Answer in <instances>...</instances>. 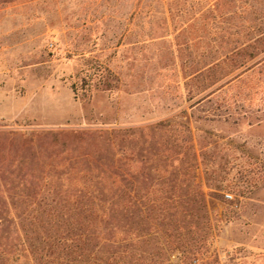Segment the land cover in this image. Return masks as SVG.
Masks as SVG:
<instances>
[{"label":"rangeland","instance_id":"1","mask_svg":"<svg viewBox=\"0 0 264 264\" xmlns=\"http://www.w3.org/2000/svg\"><path fill=\"white\" fill-rule=\"evenodd\" d=\"M247 5L0 0V208L13 201L10 174L39 175L38 162H53L46 136L32 133L115 132L111 144L84 143L71 155L124 156L132 187L159 203L165 191L193 209L198 199L188 190L200 188L209 228L204 264H264V88L256 83L264 55L230 83L201 92L195 81L198 64L214 62L233 41L227 32L244 29ZM223 99L240 102L223 106ZM170 138L179 144L166 152Z\"/></svg>","mask_w":264,"mask_h":264},{"label":"trees","instance_id":"2","mask_svg":"<svg viewBox=\"0 0 264 264\" xmlns=\"http://www.w3.org/2000/svg\"><path fill=\"white\" fill-rule=\"evenodd\" d=\"M246 2L244 29L227 32L233 41L224 43L217 60L198 64L195 81L201 92L228 77L229 83L240 78L244 70L233 74L264 55V0ZM257 63L262 68L257 71L256 83L264 88V58ZM247 87L239 83L234 86L242 91ZM222 88L224 85H219L209 95ZM220 102L228 106L240 100ZM116 135L90 131L32 133V138L46 136L53 155V162L46 166L53 168L45 171L46 166L38 162L42 170L39 175H9L14 188L6 192L13 193V201L0 208V264H172V257H178L177 264H204L199 251L206 244L209 228L200 188L191 185L188 190L190 197L198 199L193 209L178 205L174 199L179 196L165 191L159 203L147 199L144 190L132 187L129 161L124 156L105 161L98 156L94 159L92 153L81 158L71 155L74 146L111 144ZM126 137H120L124 144ZM26 140L22 148L30 143ZM177 144L174 138L167 139L163 150L168 152ZM80 164L84 168L78 170ZM63 166L68 170L62 171ZM186 175L183 172L182 178ZM0 197L5 199L4 191Z\"/></svg>","mask_w":264,"mask_h":264},{"label":"built area","instance_id":"3","mask_svg":"<svg viewBox=\"0 0 264 264\" xmlns=\"http://www.w3.org/2000/svg\"><path fill=\"white\" fill-rule=\"evenodd\" d=\"M226 198L230 199V198H231V196H230V195H226Z\"/></svg>","mask_w":264,"mask_h":264}]
</instances>
